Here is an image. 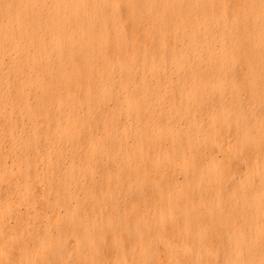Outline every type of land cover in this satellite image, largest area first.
Listing matches in <instances>:
<instances>
[{
    "label": "bare ground",
    "instance_id": "obj_1",
    "mask_svg": "<svg viewBox=\"0 0 264 264\" xmlns=\"http://www.w3.org/2000/svg\"><path fill=\"white\" fill-rule=\"evenodd\" d=\"M0 264H264V0H0Z\"/></svg>",
    "mask_w": 264,
    "mask_h": 264
},
{
    "label": "rangeland",
    "instance_id": "obj_2",
    "mask_svg": "<svg viewBox=\"0 0 264 264\" xmlns=\"http://www.w3.org/2000/svg\"><path fill=\"white\" fill-rule=\"evenodd\" d=\"M218 40L216 41V43L214 44L213 48H215L216 51L219 50V47H220V41L219 39L222 38L220 36H223L224 38H226V35L225 33L221 32V31H218V34L216 35ZM226 39L224 41V44H226ZM168 59V58H166ZM169 61H165L163 63V67L161 69V72L158 73L156 76L153 77V80H151L149 78V76H147L145 78V80L142 81V78L141 76L143 75V72L141 71V66H138L137 68L134 69L133 71V74H132V79L134 81V83L137 84V86H139L140 89L142 88H149V87H155V85L157 83H160V84H166V83H172V84H175L177 82V79L176 77L174 76V74L172 72L169 71ZM125 75H122L121 78H117L115 80V89L116 91L120 89V87L122 86L123 87V84L125 82ZM168 84H166L165 86H167ZM174 92H172L173 94ZM242 93V96L241 98L244 99L245 96L243 95L244 94V91L241 92ZM114 106V102H109V101H105L104 103H101L97 108H96V114H95V119L94 121H90L91 126L92 127V135H99L101 133V124L100 122L98 121L99 120V117L102 118V119H106L109 115V113L111 112L112 108ZM157 118V124L162 126L164 124H169V123H172V126H175L177 128H185L184 127V123L183 121L180 119V117L176 116V117H173V119L171 121H166L164 118H163V115L162 114H157L156 116ZM98 119V120H97ZM118 128H119V132L122 131L125 127H127V123L125 122L124 118L121 117L119 123L117 124ZM136 131V126L134 123H130V125L128 126L127 128V131L126 132H123V139L124 141L127 143L128 146H131L133 144V134L135 133ZM88 135L87 134H82L81 135V138H80V144H85L88 142ZM94 150L96 151V155L92 157V165H91V171L93 172V180L94 182H101V179L103 177L104 174H106L110 169V164L107 160H101L104 158V156L106 155L105 152H101L100 149L101 147L99 148V146L97 145H94L93 146ZM40 153H43L44 151V147L42 146L41 148H39L38 150ZM75 161L78 163V164H81L85 161V158H84V153L83 151L78 153L76 158H75ZM8 163H10V161L8 160ZM75 187V186H74ZM73 193L75 195H78L79 192L78 190L74 189L73 188ZM50 200H52V197L50 196L49 197ZM125 203L121 200V203L119 205V209H123V207L125 206L124 205Z\"/></svg>",
    "mask_w": 264,
    "mask_h": 264
}]
</instances>
